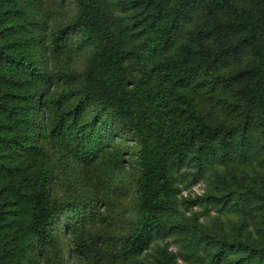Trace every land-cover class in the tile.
Returning <instances> with one entry per match:
<instances>
[{"label":"rangeland","instance_id":"1","mask_svg":"<svg viewBox=\"0 0 264 264\" xmlns=\"http://www.w3.org/2000/svg\"><path fill=\"white\" fill-rule=\"evenodd\" d=\"M133 1H87L90 17L103 23L99 38L90 40L72 26L79 0H0V47L35 69L0 64V264H232L241 258L264 264L256 252L264 245V198L249 193L264 189V124L242 93L246 81L227 80L253 57L245 51L202 67L166 99L149 103L142 94L152 85L145 66L196 45L190 32L201 14L185 17L165 49L144 51ZM67 25L65 51L50 55V34ZM101 47L114 55L129 95L119 94L113 106L81 104L86 76L102 66ZM59 72L68 82L51 87ZM66 112L67 128L51 134L48 122ZM159 121L172 132L199 121L210 130H198L183 155L170 157L167 232L155 233L140 256L129 258L122 251L140 205L131 145L135 135L154 144ZM77 131L82 139L73 141ZM43 168L60 207L50 235L38 241L28 225L29 180ZM223 244L220 262L214 254Z\"/></svg>","mask_w":264,"mask_h":264},{"label":"trees","instance_id":"2","mask_svg":"<svg viewBox=\"0 0 264 264\" xmlns=\"http://www.w3.org/2000/svg\"><path fill=\"white\" fill-rule=\"evenodd\" d=\"M79 1L81 13L72 26L83 29L88 39H98L103 23L90 17L91 7L87 6L90 0ZM133 8L137 10L136 17H133V20L136 18L134 25L140 26L141 32L146 34L142 49L154 52L165 49L171 43L174 32L185 17L194 11L201 14V22L190 32L196 45L182 46L174 54L145 66L143 73L152 85L142 92L144 100L149 103L164 100L175 86L191 79L198 69L216 66L248 51L253 60L235 71L227 80L246 81L242 93L258 108L264 124V0H134ZM69 32L70 26L67 25L50 34V55L65 51ZM99 50L101 53L98 57L102 66L86 76L80 103L93 100L113 106L111 102L117 101L119 94L128 97L129 91L122 82L121 68L114 62V55L106 52L104 47ZM26 62L7 52L4 46L0 47V64L18 63L33 72V64ZM68 79L65 72L55 73L50 79V85L60 88ZM61 102L58 100L56 103ZM81 104L72 108L74 114L80 111ZM47 111H51L50 107ZM68 114L61 113L54 122H48V131L54 135L62 134L69 124ZM153 124V132L156 134L154 144H150L142 135H135L131 145L138 168L140 205L134 231L128 236L122 251L123 256L129 258L140 256L155 233L167 232L164 214L172 208L169 159L183 155L194 144L198 130L209 129L200 121L179 128L176 132L162 127L160 121ZM81 135V131L75 132L72 140L82 139ZM29 181L32 191L29 195L31 218L28 225L33 237L42 241L51 233L60 202L51 190L49 170L43 168ZM249 193L264 198V189L261 187H252ZM241 198L244 200L243 195ZM225 244L214 254L220 262L227 253ZM248 247L250 252L256 250ZM256 252L260 255L259 260L264 261V245ZM243 261L244 258L236 259L232 264H243ZM122 264L126 263L123 261Z\"/></svg>","mask_w":264,"mask_h":264}]
</instances>
